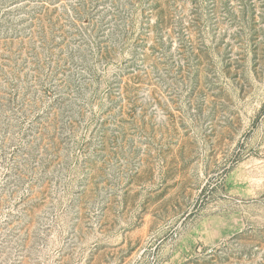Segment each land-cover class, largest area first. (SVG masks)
I'll use <instances>...</instances> for the list:
<instances>
[{
    "label": "rangeland",
    "instance_id": "rangeland-1",
    "mask_svg": "<svg viewBox=\"0 0 264 264\" xmlns=\"http://www.w3.org/2000/svg\"><path fill=\"white\" fill-rule=\"evenodd\" d=\"M0 264H264V0H0Z\"/></svg>",
    "mask_w": 264,
    "mask_h": 264
}]
</instances>
